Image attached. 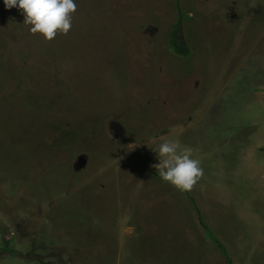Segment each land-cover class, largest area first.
<instances>
[{"label":"rangeland","instance_id":"374dc122","mask_svg":"<svg viewBox=\"0 0 264 264\" xmlns=\"http://www.w3.org/2000/svg\"><path fill=\"white\" fill-rule=\"evenodd\" d=\"M76 4L69 32L47 40L0 0V264H112L98 255L117 252L148 264L132 263L126 235L144 215L140 191L156 194L153 214H175L176 189L153 167L164 140L192 147L197 183L230 191L237 223L259 234L264 156L230 137L258 82L264 45L246 60L242 48L264 29V0ZM180 9L188 56L168 42Z\"/></svg>","mask_w":264,"mask_h":264},{"label":"crops","instance_id":"0c3cea01","mask_svg":"<svg viewBox=\"0 0 264 264\" xmlns=\"http://www.w3.org/2000/svg\"><path fill=\"white\" fill-rule=\"evenodd\" d=\"M4 26V21L0 20V31ZM259 28L261 29L258 31L257 43L253 41L252 44L251 38L255 35L252 36L250 30L248 32L249 41L242 48L244 59L246 56L251 57L254 53V45L256 46L258 42L259 45H264L262 40L264 29L260 25ZM261 51L262 53L255 55L258 59L254 57L256 61L252 67L254 70H259L256 75L258 82L248 86L252 93L243 95L244 121L239 127H231L230 139L238 144H247L249 147L251 145L264 156V48ZM262 180H264V174ZM169 187L172 188L171 191L176 189L172 185ZM174 193L175 214L173 216L165 214L164 217L163 214L166 213L164 210L153 214L154 211L159 210L151 208L152 200L156 198L153 190H147L144 193L140 191L136 195L137 199L144 198L147 204L146 206L142 204L141 207L144 213L141 223L132 224L130 235H126L130 246V256H128L132 259V263L133 260L138 259L148 264H244L245 262L264 264V223L261 224L259 234L252 230L251 226L243 224L244 221L237 223L240 219L233 217L234 195L230 191L222 187L205 186L199 182L194 185L189 194L177 189ZM191 196L195 199L200 213ZM165 204L160 202L159 206L164 208ZM182 208H184L183 213ZM152 214L159 215L162 223H153ZM201 219L209 227L213 237L225 247L227 255L210 236ZM257 237H259L260 252L257 249L256 255H252L247 246L257 245L255 241ZM248 251L250 252L247 253ZM105 255L108 254H99V260L104 261L109 258L106 261L118 264V252L114 255L115 257L112 254L108 255L110 257Z\"/></svg>","mask_w":264,"mask_h":264},{"label":"clouds","instance_id":"9594fccd","mask_svg":"<svg viewBox=\"0 0 264 264\" xmlns=\"http://www.w3.org/2000/svg\"><path fill=\"white\" fill-rule=\"evenodd\" d=\"M6 9L22 10L24 21L31 25L33 34L39 33L52 40L57 33L67 34L72 27L76 0H3ZM153 151L154 164L162 181L179 191H191L204 174L201 161L193 155V148L182 147L178 141L164 140Z\"/></svg>","mask_w":264,"mask_h":264},{"label":"trees","instance_id":"16d2710c","mask_svg":"<svg viewBox=\"0 0 264 264\" xmlns=\"http://www.w3.org/2000/svg\"><path fill=\"white\" fill-rule=\"evenodd\" d=\"M184 22H185V17H184L182 10L180 9L178 11L177 20L173 24V26L169 32V38H168V42H169L171 49L173 50L174 53H176L180 56H188V55H190L191 50H192L191 45H190V41L184 32V24H185ZM184 192L189 194V191H184ZM191 199L199 211V208L195 202V199L192 196H191ZM199 213H200V211H199ZM200 218H201V215H200ZM201 221H202V219H201ZM202 223L206 227L210 236L213 239H215L213 237V235L211 234L209 227L203 221H202ZM215 241L222 248V251L224 252V254L227 255V251H226L225 247H223L222 244L217 239H215Z\"/></svg>","mask_w":264,"mask_h":264}]
</instances>
